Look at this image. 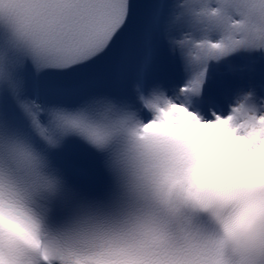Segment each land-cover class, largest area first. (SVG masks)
Returning <instances> with one entry per match:
<instances>
[{"label": "snow or ice", "instance_id": "6c2138e0", "mask_svg": "<svg viewBox=\"0 0 264 264\" xmlns=\"http://www.w3.org/2000/svg\"><path fill=\"white\" fill-rule=\"evenodd\" d=\"M264 12V0H237ZM176 0H0V176L23 173L47 210L75 199L62 167L70 140L106 143L120 120L140 116L144 132L181 131L194 123L225 124L251 149L264 146V115L233 104L215 111L228 84L213 64L242 49L264 50V29L217 49L195 72L177 45ZM180 66L173 84L166 58ZM163 103H160V100ZM214 118L207 119L205 110ZM237 113L244 121L237 123ZM91 202L77 200L78 211ZM39 225H36L38 230ZM33 243L31 232L22 237ZM3 237L0 235V243ZM242 264H264V233L240 245ZM0 264H15L0 250ZM156 264H221L217 250L192 240Z\"/></svg>", "mask_w": 264, "mask_h": 264}, {"label": "clouds", "instance_id": "9594fccd", "mask_svg": "<svg viewBox=\"0 0 264 264\" xmlns=\"http://www.w3.org/2000/svg\"><path fill=\"white\" fill-rule=\"evenodd\" d=\"M176 4L182 26L177 45L191 72L216 58L213 44L223 47L264 29V12L249 13L237 0ZM236 115L242 123L244 115ZM117 120L106 143L91 145L104 154L115 182L110 203H92L54 225L25 174L0 176L5 259L156 264L196 240L214 247L221 264H242L240 245L249 235L264 233V146L241 147L248 142L216 122L144 132L146 122L138 115ZM28 232L32 244L21 238Z\"/></svg>", "mask_w": 264, "mask_h": 264}]
</instances>
